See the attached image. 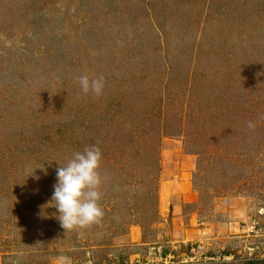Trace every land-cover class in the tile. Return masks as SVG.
Returning <instances> with one entry per match:
<instances>
[{
  "label": "rangeland",
  "instance_id": "1",
  "mask_svg": "<svg viewBox=\"0 0 264 264\" xmlns=\"http://www.w3.org/2000/svg\"><path fill=\"white\" fill-rule=\"evenodd\" d=\"M91 145L104 214L64 232ZM0 264H264V0H0Z\"/></svg>",
  "mask_w": 264,
  "mask_h": 264
},
{
  "label": "clouds",
  "instance_id": "2",
  "mask_svg": "<svg viewBox=\"0 0 264 264\" xmlns=\"http://www.w3.org/2000/svg\"><path fill=\"white\" fill-rule=\"evenodd\" d=\"M77 79L83 95L99 96L102 93L103 76L90 79L87 75H81ZM101 159L99 147L91 145L82 152H75L65 165H59L51 200L41 206L39 215L48 218L46 209L55 208L53 216L59 221L64 232L98 223L104 214L98 203L101 198ZM37 169L44 170L46 174L44 167H38L29 176H34Z\"/></svg>",
  "mask_w": 264,
  "mask_h": 264
}]
</instances>
